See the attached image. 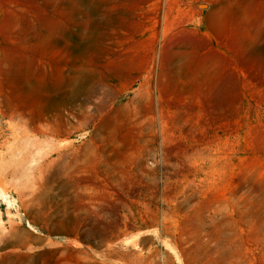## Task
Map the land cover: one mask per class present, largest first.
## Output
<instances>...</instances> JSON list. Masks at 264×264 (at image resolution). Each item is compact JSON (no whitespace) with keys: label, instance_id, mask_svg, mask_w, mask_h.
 <instances>
[{"label":"rangeland","instance_id":"374dc122","mask_svg":"<svg viewBox=\"0 0 264 264\" xmlns=\"http://www.w3.org/2000/svg\"><path fill=\"white\" fill-rule=\"evenodd\" d=\"M0 264H264V0H0Z\"/></svg>","mask_w":264,"mask_h":264},{"label":"built area","instance_id":"2783aa9c","mask_svg":"<svg viewBox=\"0 0 264 264\" xmlns=\"http://www.w3.org/2000/svg\"><path fill=\"white\" fill-rule=\"evenodd\" d=\"M209 1H215V0H209Z\"/></svg>","mask_w":264,"mask_h":264}]
</instances>
